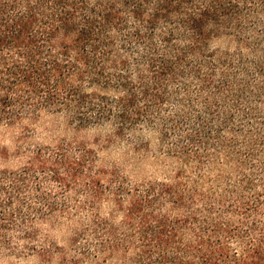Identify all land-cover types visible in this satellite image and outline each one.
Returning <instances> with one entry per match:
<instances>
[{"label": "rangeland", "instance_id": "374dc122", "mask_svg": "<svg viewBox=\"0 0 264 264\" xmlns=\"http://www.w3.org/2000/svg\"><path fill=\"white\" fill-rule=\"evenodd\" d=\"M240 5L241 29L187 54L159 92L152 62L178 58L186 32L158 27L153 52L131 41L126 16L108 63L82 79L66 67L51 101L23 95L0 122V264H142L140 223L127 216L149 199L145 211L176 235L171 264H211L188 249L199 237L231 257L253 241L249 229L264 226V1ZM163 186L178 187L180 205Z\"/></svg>", "mask_w": 264, "mask_h": 264}, {"label": "trees", "instance_id": "16d2710c", "mask_svg": "<svg viewBox=\"0 0 264 264\" xmlns=\"http://www.w3.org/2000/svg\"><path fill=\"white\" fill-rule=\"evenodd\" d=\"M240 1L0 0V122L14 121L13 107L24 94L36 97L47 92V100L51 101L52 92L68 86L63 76L66 67L82 79L97 60L108 63L114 33L126 26V16L136 21L131 41L145 42L153 52V33L158 27L173 24L186 32L188 46L178 58H170L167 53L152 62L153 67L158 65L154 85L159 92L162 77L177 76L187 54H199L224 34L241 29ZM169 29L163 35L167 44L175 36V28ZM94 78H98L97 74ZM144 90L147 92V87ZM161 193L171 194L178 205L184 199L175 186H163ZM153 202L149 199L145 203ZM145 203L134 202L127 216L129 223H140L139 235L144 244L140 262L154 264L152 258L157 253L160 261L171 264L168 249L175 245L176 235L167 231L166 217H153L145 211ZM245 211L251 213V208ZM225 231L235 235L230 224ZM249 232L255 237L237 256L231 257L223 245L209 247L201 237L197 246L188 249L203 253L205 261L213 264H264V226L260 230L253 225ZM185 252L190 253L187 249ZM176 260L178 264H191L185 259Z\"/></svg>", "mask_w": 264, "mask_h": 264}]
</instances>
